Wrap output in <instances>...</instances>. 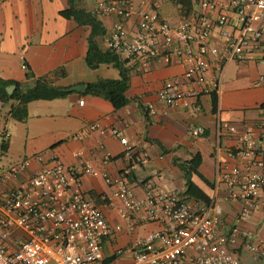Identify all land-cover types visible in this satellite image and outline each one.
Returning a JSON list of instances; mask_svg holds the SVG:
<instances>
[{
    "label": "built area",
    "instance_id": "1",
    "mask_svg": "<svg viewBox=\"0 0 264 264\" xmlns=\"http://www.w3.org/2000/svg\"><path fill=\"white\" fill-rule=\"evenodd\" d=\"M5 1L0 0V6ZM195 2L198 11L187 13L176 26L161 19L155 10L135 7L131 0H103L94 11L98 16L116 18L106 48L120 59L138 60L147 67L155 59L168 62L174 55L183 65L182 76L165 81L155 93L165 106L219 94L223 70L230 62L242 64L255 55L264 60V0ZM132 17L138 21L129 32L125 23ZM214 28L219 31L222 48L205 42ZM212 65L218 75L209 80L206 73ZM263 80L264 73L259 76V82ZM146 109L154 113L151 104ZM259 109L256 125L240 133L218 119L213 195L207 202L189 200L183 192L160 190L143 180L139 182L145 185L146 195L137 199L123 176L105 177L104 182L115 190L102 196V201L114 206L125 226L108 222L103 210L82 191L79 174L58 156L43 161L34 155L2 169L0 264H240L235 252L239 238L243 248L264 260V243L251 232L241 231L237 225L219 230L222 213L217 204L218 199L241 201L237 221H246L264 195V105ZM94 128L92 125L89 130ZM111 132L124 146L123 157L129 165L145 161V155L134 151L117 130ZM204 134L201 126L190 129L195 139ZM228 134L236 136L237 145L232 150H224L220 142V137ZM223 155L250 160L239 167L223 160ZM109 156L105 153L106 160ZM34 164L38 167L33 169ZM80 174L98 176L89 165H84ZM143 224L159 228L116 248L110 255L114 260L107 261L104 243Z\"/></svg>",
    "mask_w": 264,
    "mask_h": 264
},
{
    "label": "crops",
    "instance_id": "2",
    "mask_svg": "<svg viewBox=\"0 0 264 264\" xmlns=\"http://www.w3.org/2000/svg\"><path fill=\"white\" fill-rule=\"evenodd\" d=\"M102 1L80 0L77 7L94 12ZM131 1L135 7L157 11L160 18L171 26H176L184 14L181 5L173 0ZM190 1L189 12L198 11L195 0ZM67 8L68 0H7L0 6V78L16 82L20 89H26L36 77L47 76L49 82L68 92L62 98L37 100L26 105V120L16 121L25 124L27 135L23 154L15 163L34 155H40L43 161L58 156L75 174H79L82 191L103 210L111 225L125 226L126 222L119 218L114 206L102 201V196L110 195L115 190L104 182L105 177L123 176L137 199L146 195L145 185L140 180L149 181L160 190L184 192L186 182L174 160H188L198 153L201 156L198 171L212 186L205 185L196 175L190 179L210 198L213 195V151L217 140V121L221 119L232 124L238 133L256 125L261 114L259 108L264 105V80L259 82V76L264 73V60L260 55H255L242 64L230 62L223 70L219 94L190 97L185 103L172 106L159 102L155 93L165 81L182 76L184 67L180 61L174 55L169 56L168 62L163 58L155 59L147 67H142L138 60L130 61L127 63L129 83L125 92L128 102L115 110L102 96L83 93L85 84L100 79H118L119 75L111 65H100L96 69L86 66L84 58L90 28L60 16L59 12ZM172 8L176 16L171 21L169 16ZM98 18L106 34L97 41L99 47L105 49L116 18L112 15ZM137 21V17L129 19L125 23L126 29L134 31ZM232 22L233 17L229 23ZM205 42L217 48L223 46L217 28L209 33ZM162 50L169 52L167 48ZM27 70L32 73V77H26ZM217 75L216 66L212 65L206 78L213 80ZM11 85L15 88L14 84L7 87ZM80 85L83 88H79ZM75 87L79 90H75ZM212 96L216 98L215 110ZM79 101H83L82 106L78 105ZM15 104L16 101L10 106ZM147 104L152 105L153 114L148 113ZM92 125L95 128L89 130ZM197 126L205 129L204 136L199 139L190 135V129ZM112 130H117L125 137L134 151L143 153L145 161L135 166L129 165L123 157L125 148L112 135ZM204 141L209 143L208 147ZM220 142L224 150H232L237 145L235 135H223ZM105 153L110 154L107 160ZM222 158L239 167L250 160L229 158L226 155ZM84 165L93 167L98 176L81 175ZM37 167L36 164L32 166L33 169ZM203 184L207 189L203 188ZM217 204L222 213L219 230L237 225L241 231L251 232L264 243V195L246 221H237L241 201L218 199ZM158 228L157 224H143L133 234L121 232L105 242L103 252L107 261L114 260L110 255L116 248L126 247ZM119 242L121 244L117 245ZM242 244L243 239L239 238L235 246L240 264H264L263 259L247 251Z\"/></svg>",
    "mask_w": 264,
    "mask_h": 264
},
{
    "label": "trees",
    "instance_id": "3",
    "mask_svg": "<svg viewBox=\"0 0 264 264\" xmlns=\"http://www.w3.org/2000/svg\"><path fill=\"white\" fill-rule=\"evenodd\" d=\"M80 0H68V8L59 12V15L65 19L73 20L80 26H88L90 28L87 37V51L85 54V64L89 69H96L100 65H111L119 75L118 79H100L92 83L85 84L84 94L102 96L108 100L113 109L118 110L124 107L128 100L125 92L129 83V70L127 69V61L120 59L109 49H102L98 45L97 39L106 34V29L98 16L94 12H89L78 8ZM176 4L181 5L185 16L191 9L190 0H173ZM32 73L26 71V77H32ZM14 84L15 88L11 94L6 93V87ZM68 92L61 90L60 87L53 85L48 81L47 76L36 77L33 84L26 88L20 89L19 84L13 81H7L0 78V100L5 102L7 100L16 101V104L11 107L9 116L18 122H23L27 118L26 105L29 102L37 100H53L65 97ZM212 105L215 110L216 98L212 96ZM6 148V144H3ZM174 164L181 170L185 180V191L183 194L187 199L207 202L209 197L201 188H199L190 179L191 176L196 175L201 178L203 182L211 188V183L201 176L198 168L201 164V156L196 153L188 160H174Z\"/></svg>",
    "mask_w": 264,
    "mask_h": 264
},
{
    "label": "rangeland",
    "instance_id": "4",
    "mask_svg": "<svg viewBox=\"0 0 264 264\" xmlns=\"http://www.w3.org/2000/svg\"><path fill=\"white\" fill-rule=\"evenodd\" d=\"M170 15V20H175L174 8L170 10ZM13 102L12 100H7L0 104V171L15 163V160H18L23 154V144L27 135L25 124L18 123L9 116L10 103L12 104ZM4 143L6 144L5 149L3 148ZM204 143L208 147L209 143L207 141H204ZM205 185L203 184L202 186L207 189ZM120 244V242L117 243V245Z\"/></svg>",
    "mask_w": 264,
    "mask_h": 264
},
{
    "label": "water",
    "instance_id": "5",
    "mask_svg": "<svg viewBox=\"0 0 264 264\" xmlns=\"http://www.w3.org/2000/svg\"><path fill=\"white\" fill-rule=\"evenodd\" d=\"M14 88V86L13 85H11V86H9V87H7L6 88V92L8 93V94H10L11 93V90ZM79 88H83V86L82 85H80V87ZM79 88L78 87H75L74 89L75 90H79Z\"/></svg>",
    "mask_w": 264,
    "mask_h": 264
}]
</instances>
